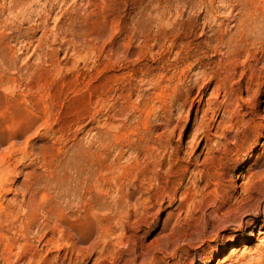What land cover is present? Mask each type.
<instances>
[{"label":"rangeland","instance_id":"374dc122","mask_svg":"<svg viewBox=\"0 0 264 264\" xmlns=\"http://www.w3.org/2000/svg\"><path fill=\"white\" fill-rule=\"evenodd\" d=\"M259 230L264 0H0V264H264Z\"/></svg>","mask_w":264,"mask_h":264},{"label":"bare ground","instance_id":"6f19581e","mask_svg":"<svg viewBox=\"0 0 264 264\" xmlns=\"http://www.w3.org/2000/svg\"><path fill=\"white\" fill-rule=\"evenodd\" d=\"M263 128V127H262ZM254 151V148L252 149V152ZM251 156H252V154H250ZM187 169H188V167H185V170L187 171ZM203 233L204 232H202L201 233V235H203ZM264 234V231H262V230H259L258 231V233H257V235H259V234ZM236 238H235V236H232V238L230 239V241H233V240H235ZM232 244H234V243H232ZM215 248H217V250H219V246H216ZM230 250H231V252H230V255H233V254H235L238 250H239V247L238 246H236V245H232L231 246V248H230ZM218 252V251H217ZM228 258V257H227ZM225 259V260H228V259ZM216 260V259H215Z\"/></svg>","mask_w":264,"mask_h":264}]
</instances>
